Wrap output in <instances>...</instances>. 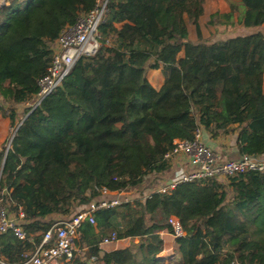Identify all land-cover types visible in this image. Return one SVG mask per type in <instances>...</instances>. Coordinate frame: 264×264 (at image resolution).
I'll return each instance as SVG.
<instances>
[{
    "label": "trees",
    "instance_id": "obj_1",
    "mask_svg": "<svg viewBox=\"0 0 264 264\" xmlns=\"http://www.w3.org/2000/svg\"><path fill=\"white\" fill-rule=\"evenodd\" d=\"M101 0H7L0 6V116L16 132L0 150V202L22 208L29 239L0 235L10 263L41 241L52 215L70 216L99 196L140 188L150 175H167L164 159L175 140L213 139L237 125L241 156L264 157V0H224L229 13L210 23L243 24L250 34L208 42L201 19L206 0H107L101 48L82 57L62 86L19 122L13 107L31 103L52 62L51 45L67 26ZM189 24L197 41H190ZM257 32H256V31ZM184 57L180 58V53ZM161 70L160 90L147 71ZM8 106V107H7ZM19 122V123H18ZM180 260L172 264H264V173L183 183L100 210L83 224L72 264H166L160 232L173 234ZM130 240L106 252L113 233ZM94 259V260H93Z\"/></svg>",
    "mask_w": 264,
    "mask_h": 264
},
{
    "label": "built area",
    "instance_id": "obj_2",
    "mask_svg": "<svg viewBox=\"0 0 264 264\" xmlns=\"http://www.w3.org/2000/svg\"><path fill=\"white\" fill-rule=\"evenodd\" d=\"M106 6L107 0L99 1L96 8L89 13L82 14L75 25L67 26L62 30L58 39L51 45L52 62L47 74L39 81V93L29 109L34 110L40 106L48 96L61 87L79 59L92 57L99 51L102 45L99 29L105 20ZM201 136L202 130H197L195 139L192 141H174L172 148L164 156L173 172V177L166 184L159 180L158 186L146 193L144 197H135L138 187L115 191L103 188L99 196L80 211L70 216L45 221L51 223V226L40 233V243L33 242L34 248L25 251L20 256L19 262H8L0 248V264H72L85 250L76 242L79 239L82 225L86 223L96 225L95 214L100 210L148 199L154 193L170 194L183 183L203 182L214 178L226 180L247 172L264 173V157L242 156L240 159L222 160L210 147L203 144ZM180 159L187 160L186 167H181L180 162L177 163ZM151 176L158 178L156 177L158 175L148 177ZM169 223L175 237L185 235L177 217L171 216ZM26 225V216L22 208L16 213H11L0 202V235L11 232L17 239L27 241L29 234L25 228ZM123 238L126 237L116 232L105 238L101 245L113 244Z\"/></svg>",
    "mask_w": 264,
    "mask_h": 264
},
{
    "label": "crops",
    "instance_id": "obj_3",
    "mask_svg": "<svg viewBox=\"0 0 264 264\" xmlns=\"http://www.w3.org/2000/svg\"><path fill=\"white\" fill-rule=\"evenodd\" d=\"M6 1L7 0H5V2ZM218 4L220 5L219 7H221V13L225 14V13L230 12V7L224 0H219ZM237 20H238L237 15H235V21ZM241 26L243 27V24H241ZM183 57H184V52L180 53V58H183ZM147 78L152 84V86L157 90H160L165 82V78L161 70H148ZM263 93H264V83H263ZM25 104L29 105V103H25ZM25 104H21V105L23 106ZM232 128L233 129L228 135L221 136L217 139H213L210 134L202 130L201 141L203 142V144L210 147L222 160L240 159L242 156L238 151V145H237L238 136H239L237 125H234ZM179 162H180L179 165L181 167L187 166L186 159H180L177 163ZM156 177L161 178V179L165 178V179H162V182L166 184V182L169 181L173 177V172L171 171L167 175H158ZM60 217L62 216L52 215L46 218L45 221L58 219ZM160 235L164 241V247H163L162 252L159 255V258L164 260L166 264H172L174 261H179L180 256L175 247V242H176L175 236L167 230L160 232ZM123 242L128 243V244L124 246H120L119 244ZM129 245H130V240L128 238H123L117 242H114L113 244L101 245V248L106 252H111L117 249L126 248Z\"/></svg>",
    "mask_w": 264,
    "mask_h": 264
},
{
    "label": "rangeland",
    "instance_id": "obj_4",
    "mask_svg": "<svg viewBox=\"0 0 264 264\" xmlns=\"http://www.w3.org/2000/svg\"><path fill=\"white\" fill-rule=\"evenodd\" d=\"M218 2L219 0H206L205 15L201 19V22H200L202 26V30H203V38L206 41L213 42L215 40L227 39L232 36H237L239 34L240 35L250 34L254 32V30L245 29L244 27L241 26V24L237 23L235 20H234V23H236V25H229V28H227L224 25H217V27L213 26L210 23L211 15L217 12L221 13V7H219L220 5L218 4ZM6 5H7V2H5V0H0V6H6ZM189 29H190L189 40L197 41L195 27L192 24H189ZM260 30L264 31V27H262ZM31 103H29V105L25 104L23 106L22 105L13 106L17 110V113L19 115V120H18L19 122L25 117ZM14 132H15V128L10 125L9 118L0 116V150L2 149V147H4V145H6V147L9 146V142ZM162 179H165V178H162ZM162 179L161 178L156 179L153 176L148 177L145 180L144 184L140 186V188L136 189L137 193L136 194L133 193V195L135 194V197H138V196L144 197L146 193L154 190V188L158 186L159 180L162 182ZM77 211H80V210H76L75 212ZM49 221H52V220H49ZM126 244L128 243L123 242V243H120L119 245L124 246Z\"/></svg>",
    "mask_w": 264,
    "mask_h": 264
},
{
    "label": "water",
    "instance_id": "obj_5",
    "mask_svg": "<svg viewBox=\"0 0 264 264\" xmlns=\"http://www.w3.org/2000/svg\"><path fill=\"white\" fill-rule=\"evenodd\" d=\"M27 116H28V115H27ZM27 116H26L25 118H27ZM25 118L20 122L18 128H17L16 131L13 133V135H12V137H11V140H10V142H9V146H10L12 140L14 139V137H15V135H16V132L18 131V129H19L20 126L22 125L23 121L25 120ZM9 146H8V148H9Z\"/></svg>",
    "mask_w": 264,
    "mask_h": 264
}]
</instances>
